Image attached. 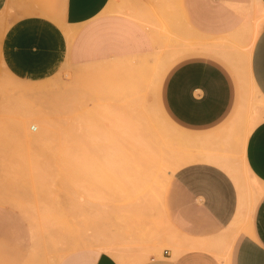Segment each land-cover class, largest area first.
<instances>
[{"label": "crops", "instance_id": "crops-1", "mask_svg": "<svg viewBox=\"0 0 264 264\" xmlns=\"http://www.w3.org/2000/svg\"><path fill=\"white\" fill-rule=\"evenodd\" d=\"M252 2L264 11V0H0V65L9 73L40 80L124 62L156 68L157 106L176 130L158 200L117 207L141 217L112 222L96 247L56 264H264V112L248 137L231 119L240 106L233 65L249 41L246 71L264 105V26L252 36ZM238 153L261 190L253 200ZM136 237L145 250L125 248ZM1 253L0 264L30 262L20 250Z\"/></svg>", "mask_w": 264, "mask_h": 264}, {"label": "rangeland", "instance_id": "rangeland-1", "mask_svg": "<svg viewBox=\"0 0 264 264\" xmlns=\"http://www.w3.org/2000/svg\"><path fill=\"white\" fill-rule=\"evenodd\" d=\"M251 8L254 37L264 26V11L254 2ZM244 56L233 65L243 82L231 118L242 135L264 112L246 78ZM166 61L162 56V76ZM156 70L124 62L25 80L0 65L1 254L20 250L29 264H56L71 251L96 247L112 222L141 217L137 209L117 207L158 200L174 168L176 130L158 109ZM39 134L41 141H34ZM128 139L140 142L143 152L125 153L121 143ZM71 144L80 145L79 152L46 151ZM241 161L238 153L234 162L253 200L261 190ZM80 239V246L67 248ZM125 248L134 252L146 243L136 237Z\"/></svg>", "mask_w": 264, "mask_h": 264}, {"label": "bare ground", "instance_id": "bare-ground-1", "mask_svg": "<svg viewBox=\"0 0 264 264\" xmlns=\"http://www.w3.org/2000/svg\"><path fill=\"white\" fill-rule=\"evenodd\" d=\"M250 50H251V45H250V47L246 50V54H245V58L247 59L248 58V56H249V54H250ZM247 73H248V71H247ZM237 77H238V85H239V88L241 89V87H242V82H243V76L242 75H237ZM247 80L249 81V83H250V85L253 87V83H252V80H251V78H250V76L247 74ZM259 102H261L260 100H259ZM48 123V122H47ZM255 125H256V122H255V120L254 119H252L251 121H250V123H249V125H247V128H246V131H245V137H248V135H249V133L251 132V130L255 127ZM47 127H48V125H46ZM46 129V128H45ZM42 130V129H41ZM47 130V129H46ZM49 130V129H48ZM47 130V131H48ZM49 132V131H48ZM49 134V133H48ZM43 135V134H42ZM42 135L41 134H39V135H36L35 137H33V140L34 141H36V142H38V141H41V137H42ZM45 136V135H44ZM47 136V135H46ZM131 137V136H130ZM129 138V137H128ZM44 139V138H43ZM131 139V138H130ZM133 139V138H132ZM122 145H124L123 146V149H124V151H125V153H128V154H130V155H136V154H138L139 155V153H142L141 152V148H139V146L138 145H140L141 143L140 142H135V140H131V141H129V139L128 140H126L125 142H122L121 143ZM52 146V147H51ZM55 145H48L47 147H49V148H51L50 150H49V148H48V150H46V151H50L51 153L52 152H54L53 154H60V153H63L64 152V154H67V153H71V154H74V152L75 153H77V152H79V148H81V146L79 145H75V144H71V145H69V146H67L66 148H60V147H58V148H56L58 145H56L55 147H54ZM54 147V148H53ZM77 147H79V148H77ZM47 149V148H46ZM120 149H122V148H120ZM80 152H82L81 150H80ZM123 154V153H122ZM71 157V156H70ZM73 157V156H72ZM132 157V156H131ZM144 158V157H143ZM144 160H147L146 158L144 159ZM161 160V159H160ZM136 161V160H135ZM139 163V162H138ZM137 163V164H138ZM141 164V163H140ZM139 165V164H138ZM39 166V165H38ZM38 166L37 165H35V168H38ZM48 167V166H47ZM46 167V168H47ZM41 168V167H40ZM134 168V167H133ZM136 169H138V167L136 168ZM134 171H135V169H134ZM131 172V171H130ZM138 172V171H137ZM114 173V172H113ZM134 173V172H133ZM132 173V174H133ZM247 173V172H246ZM107 174H109V173H107ZM116 174V173H115ZM246 176H249L248 175V173L246 174ZM139 177V176H138ZM251 179V178H250ZM143 180V179H142ZM252 180H254V179H251V181ZM254 181H256V180H254ZM150 189V188H149ZM149 193V192H148ZM161 193V192H160ZM139 194V193H138ZM159 202V201H158ZM115 203V202H114ZM21 206V205H20ZM24 207V206H23ZM126 213V212H125ZM27 217V216H26ZM31 217V216H30ZM140 232V231H139ZM145 232V231H144ZM152 232V231H151ZM140 234V233H139ZM144 235V234H143ZM86 239H88V238H86ZM107 239V238H106ZM108 241V240H107ZM83 242H82V239H80V240H75V241H73V242H71L70 243V245L67 247V248H73V247H77V246H80L81 244H82ZM113 254H114V252H113Z\"/></svg>", "mask_w": 264, "mask_h": 264}]
</instances>
